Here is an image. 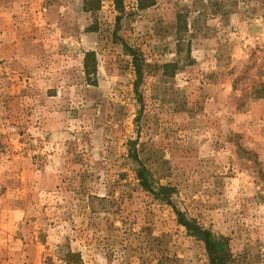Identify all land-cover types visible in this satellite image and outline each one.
<instances>
[{"label":"rangeland","instance_id":"374dc122","mask_svg":"<svg viewBox=\"0 0 264 264\" xmlns=\"http://www.w3.org/2000/svg\"><path fill=\"white\" fill-rule=\"evenodd\" d=\"M176 210L264 264V0H0V264H212Z\"/></svg>","mask_w":264,"mask_h":264},{"label":"trees","instance_id":"16d2710c","mask_svg":"<svg viewBox=\"0 0 264 264\" xmlns=\"http://www.w3.org/2000/svg\"><path fill=\"white\" fill-rule=\"evenodd\" d=\"M87 2L95 1L97 2L98 0H86ZM115 5L121 9L122 8V0H114ZM151 4V0H139V6L140 8L147 7ZM119 16L116 17V21L119 20ZM132 51V56H133V66L135 73L138 75V77L141 76V67L139 64V58L138 55L136 54L135 51ZM91 56L92 52L88 51L85 53V72L86 74H90L91 71L94 72V66L91 61ZM92 64V66H90ZM134 160L137 163V169H136V176L139 179L140 184L142 187L145 189L149 190L151 193H154L155 195L159 196L161 193H163L167 187L161 186L158 190H156L154 186V178L151 174V172L140 162L138 157L133 154ZM176 213L178 215L179 222L183 224L188 230H191L192 232L196 233L199 235L205 245V248L207 250V253L209 255L210 261L212 264H228L230 261V253L228 252V247H227V242L224 238H219L215 236L210 230L204 229L199 227L197 224H193L191 222H188L184 220L180 214L179 211L176 210ZM72 253H66V259L68 261L67 264L72 263Z\"/></svg>","mask_w":264,"mask_h":264}]
</instances>
